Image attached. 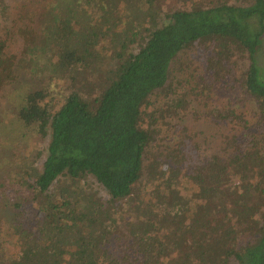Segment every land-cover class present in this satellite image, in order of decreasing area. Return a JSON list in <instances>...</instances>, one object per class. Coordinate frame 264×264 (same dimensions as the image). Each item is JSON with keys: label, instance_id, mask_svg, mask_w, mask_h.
Masks as SVG:
<instances>
[{"label": "trees", "instance_id": "16d2710c", "mask_svg": "<svg viewBox=\"0 0 264 264\" xmlns=\"http://www.w3.org/2000/svg\"><path fill=\"white\" fill-rule=\"evenodd\" d=\"M263 33L264 0L164 12L161 0H0V88L13 112L0 120V152L10 151L0 237L17 247L0 238V264H264ZM192 47L200 75L171 99ZM108 52L114 67L102 72ZM19 72L48 82L17 86ZM217 86L255 103L252 123L208 107ZM190 96L232 126L223 154L203 153L186 131L158 144ZM152 97L168 101L146 112ZM31 138L46 139L40 165L42 152L24 154Z\"/></svg>", "mask_w": 264, "mask_h": 264}, {"label": "rangeland", "instance_id": "374dc122", "mask_svg": "<svg viewBox=\"0 0 264 264\" xmlns=\"http://www.w3.org/2000/svg\"><path fill=\"white\" fill-rule=\"evenodd\" d=\"M163 6V12L167 11L168 9L173 8H180L185 9L190 7L196 0H161ZM206 3L212 5L215 0H204ZM35 8L32 6L27 7V11L32 12ZM37 17V16H36ZM164 18H161L159 24L166 22ZM197 53V54H196ZM109 52L106 54V58L104 59L103 63H101V70L102 72L108 71L110 68L114 67L115 61L110 59ZM198 51L196 47H192L186 51L184 55H182L179 59H186L184 62H188V66L184 67V70H178L175 72L174 80H172L173 84V93L169 95V98L173 99L175 95L180 94L181 92L188 89L187 84H192L197 76L200 75L201 66L198 61ZM256 59L258 64V69L260 71L261 76L264 78V33L260 39V44L256 48ZM238 61V69L244 70L245 69V62L246 59L237 56ZM97 79H94L96 81ZM264 80V79H263ZM189 81V82H187ZM193 81V82H192ZM48 82L45 77H35L29 78L23 72H19V78L17 82V86L20 84L28 83L31 89H37L45 85ZM59 85L62 84L61 81H58ZM55 90L59 89L60 87L57 84L50 85ZM10 89V88H9ZM9 89L0 88V120L2 117L3 124H10L12 118V109L11 104L8 101V98L5 97V94L8 92ZM175 91V93H174ZM95 93V92H94ZM190 104L187 110L183 113H180L178 118L174 120V118L164 119L163 122H167L166 124H160L159 128L161 130L160 139L158 140V144L162 146L161 148L164 149L167 146H173L175 142L181 137V133L186 131L190 135L195 136V141L200 144L201 151L203 153H224V135H231L234 130L232 129L231 125L228 124H215L209 121L205 116H203L204 111L206 108L204 105L201 104L200 100L202 99H194V97L190 96L189 98ZM151 105L145 109L146 112L151 111L154 108H159L168 100H164L163 98H156L152 97ZM208 107L219 106L223 107L225 105L231 106L236 110V112L241 113L244 118L252 123L254 120L253 113L256 109V105L251 100H247L241 90L239 88L235 89H227L223 86H217L213 89L211 93L210 99L207 100ZM2 123L0 125H2ZM145 126V123H144ZM5 134V132H4ZM7 135V133H6ZM32 141L28 142V145L24 148V154H28L33 157L34 153L37 151L42 152V155L39 159H37L38 165H40L43 156L45 155V146H46V139L42 140L39 138L33 139ZM156 148V146L152 147ZM8 149H4L0 152V158L9 155ZM31 153V154H30ZM6 170H0V182L3 180V175ZM94 187L99 191L100 194L106 196V192L103 188L99 185L95 184ZM187 188L186 186H184ZM184 188V189H185ZM0 195H2L0 191ZM1 198H4L1 196ZM2 204V203H1ZM3 204L0 205V209L2 208ZM4 228V226H2ZM7 233V232H6ZM3 230V234L1 235V239L5 242L4 246L5 249L9 251L10 254H15L17 252V247L11 244Z\"/></svg>", "mask_w": 264, "mask_h": 264}]
</instances>
